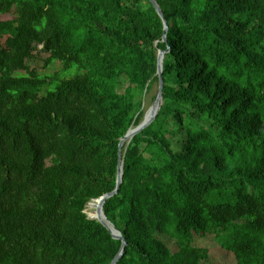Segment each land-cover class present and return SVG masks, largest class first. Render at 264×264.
<instances>
[{
  "label": "trees",
  "instance_id": "1",
  "mask_svg": "<svg viewBox=\"0 0 264 264\" xmlns=\"http://www.w3.org/2000/svg\"><path fill=\"white\" fill-rule=\"evenodd\" d=\"M154 1L167 43L149 0H0V264L118 254L84 211L114 190L167 48L159 113L103 205L116 264H201L209 234L264 264V0ZM40 53L49 72L27 64Z\"/></svg>",
  "mask_w": 264,
  "mask_h": 264
},
{
  "label": "water",
  "instance_id": "2",
  "mask_svg": "<svg viewBox=\"0 0 264 264\" xmlns=\"http://www.w3.org/2000/svg\"><path fill=\"white\" fill-rule=\"evenodd\" d=\"M152 4V6L155 8L158 16L161 18L162 23H163V36H162V42L167 43L166 39V34L168 31V24L167 21L165 20L163 13L161 9L159 8L158 4L154 0H149ZM157 44V43H156ZM169 51L167 48L166 50H158L157 51V71L156 75L158 77V85H157V93L156 97L153 101V103L150 105V107L146 110L143 120L136 125L135 127H131L127 133L120 139L119 144H118V166H117V174H116V184L115 188L113 191L110 193H107L100 198L94 199L91 202L87 204H93L95 205L94 211L95 215L93 217L89 216L87 214L88 219L90 220H95L98 223H100L104 228L108 230L110 233L111 237L115 240H120L121 241V247L119 249L118 254L113 258L110 264H116V262L120 259V257L124 253V248L126 246V241L123 238L121 232L115 228V226L107 219L104 211H103V205L105 201L114 195H116L119 191V188L121 186L122 180H123V158H122V147L125 144V150L130 142V140L139 132L147 128L157 117L159 110L161 108L162 102H163V97H162V89H163V78H162V72H163V59L164 55ZM124 150V151H125Z\"/></svg>",
  "mask_w": 264,
  "mask_h": 264
},
{
  "label": "rangeland",
  "instance_id": "3",
  "mask_svg": "<svg viewBox=\"0 0 264 264\" xmlns=\"http://www.w3.org/2000/svg\"><path fill=\"white\" fill-rule=\"evenodd\" d=\"M13 18V14H5L1 16L2 20H10ZM41 49V46L38 47V50ZM48 57V54L40 53L35 56L34 59L30 60L27 64L30 69H34L38 72H49L50 70L44 67V59ZM58 65V64H56ZM157 93V84L153 86L151 94L147 98V109L150 107V97L156 96ZM94 205H88L86 207L85 212L89 214V216H94ZM164 243H166L169 248L175 252L177 247L173 240H170L166 237H161ZM193 245L197 248H205L208 250V258L205 261H202L201 264H235L234 255L227 250H224L215 240L213 234H209L206 236H197L195 235L193 238Z\"/></svg>",
  "mask_w": 264,
  "mask_h": 264
},
{
  "label": "bare ground",
  "instance_id": "4",
  "mask_svg": "<svg viewBox=\"0 0 264 264\" xmlns=\"http://www.w3.org/2000/svg\"><path fill=\"white\" fill-rule=\"evenodd\" d=\"M94 205V203L92 204V206ZM95 206V205H94ZM95 213V212H94ZM91 216V215H90ZM91 217H93V216H91Z\"/></svg>",
  "mask_w": 264,
  "mask_h": 264
}]
</instances>
